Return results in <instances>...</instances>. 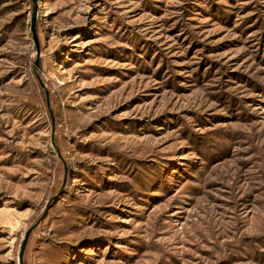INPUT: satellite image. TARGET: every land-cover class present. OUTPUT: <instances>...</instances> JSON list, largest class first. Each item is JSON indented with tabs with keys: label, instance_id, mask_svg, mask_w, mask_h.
Segmentation results:
<instances>
[{
	"label": "rangeland",
	"instance_id": "rangeland-1",
	"mask_svg": "<svg viewBox=\"0 0 264 264\" xmlns=\"http://www.w3.org/2000/svg\"><path fill=\"white\" fill-rule=\"evenodd\" d=\"M0 264H264V0H0Z\"/></svg>",
	"mask_w": 264,
	"mask_h": 264
}]
</instances>
